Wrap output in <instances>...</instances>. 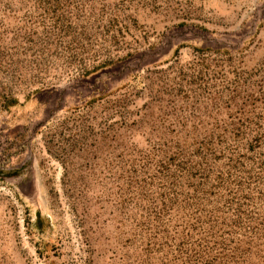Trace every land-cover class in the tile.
I'll list each match as a JSON object with an SVG mask.
<instances>
[{
    "label": "rangeland",
    "instance_id": "obj_1",
    "mask_svg": "<svg viewBox=\"0 0 264 264\" xmlns=\"http://www.w3.org/2000/svg\"><path fill=\"white\" fill-rule=\"evenodd\" d=\"M0 264H264V0H0Z\"/></svg>",
    "mask_w": 264,
    "mask_h": 264
}]
</instances>
